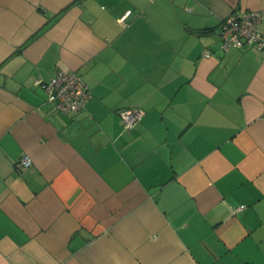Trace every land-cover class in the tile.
Segmentation results:
<instances>
[{"label":"crops","instance_id":"1","mask_svg":"<svg viewBox=\"0 0 264 264\" xmlns=\"http://www.w3.org/2000/svg\"><path fill=\"white\" fill-rule=\"evenodd\" d=\"M250 9L0 0V264H264V50L219 49ZM58 69L91 92L76 112L33 84Z\"/></svg>","mask_w":264,"mask_h":264},{"label":"built area","instance_id":"2","mask_svg":"<svg viewBox=\"0 0 264 264\" xmlns=\"http://www.w3.org/2000/svg\"><path fill=\"white\" fill-rule=\"evenodd\" d=\"M130 13L131 11L127 10L119 20L123 22ZM262 19L264 12L257 9L230 11L220 23L219 49L221 51H228L231 48L264 50V32L260 27ZM33 84L41 88L53 108L62 113L78 111L91 97L89 88L76 71L58 69L47 79L35 77ZM142 114L141 109L134 107L119 110L122 125L126 129L133 128ZM31 165V157L23 153L16 161L15 168L23 169Z\"/></svg>","mask_w":264,"mask_h":264},{"label":"trees","instance_id":"3","mask_svg":"<svg viewBox=\"0 0 264 264\" xmlns=\"http://www.w3.org/2000/svg\"><path fill=\"white\" fill-rule=\"evenodd\" d=\"M242 264H252V263H249V262H244V263H242Z\"/></svg>","mask_w":264,"mask_h":264}]
</instances>
